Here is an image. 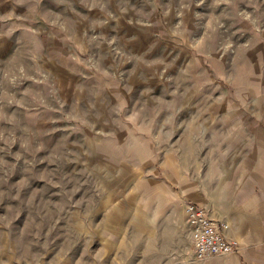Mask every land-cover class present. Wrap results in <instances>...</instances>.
Instances as JSON below:
<instances>
[{
  "label": "rangeland",
  "instance_id": "374dc122",
  "mask_svg": "<svg viewBox=\"0 0 264 264\" xmlns=\"http://www.w3.org/2000/svg\"><path fill=\"white\" fill-rule=\"evenodd\" d=\"M252 196L264 0H0V264H264L185 222Z\"/></svg>",
  "mask_w": 264,
  "mask_h": 264
},
{
  "label": "built area",
  "instance_id": "2783aa9c",
  "mask_svg": "<svg viewBox=\"0 0 264 264\" xmlns=\"http://www.w3.org/2000/svg\"><path fill=\"white\" fill-rule=\"evenodd\" d=\"M184 214L196 258L206 259L239 250V239L227 234L228 221L215 219L206 207L192 201L185 203Z\"/></svg>",
  "mask_w": 264,
  "mask_h": 264
},
{
  "label": "crops",
  "instance_id": "0c3cea01",
  "mask_svg": "<svg viewBox=\"0 0 264 264\" xmlns=\"http://www.w3.org/2000/svg\"><path fill=\"white\" fill-rule=\"evenodd\" d=\"M210 210V209H209ZM211 212V210H210ZM224 217L221 220L228 221L230 228L227 234L240 241L239 250L244 246L263 247L264 243V203L261 196H253L250 203L243 205H230L224 210ZM212 214V213H211ZM215 219L214 214H212ZM188 227V226H187Z\"/></svg>",
  "mask_w": 264,
  "mask_h": 264
}]
</instances>
